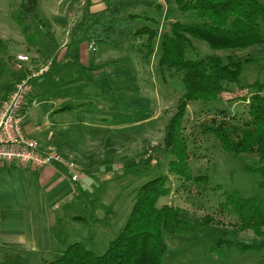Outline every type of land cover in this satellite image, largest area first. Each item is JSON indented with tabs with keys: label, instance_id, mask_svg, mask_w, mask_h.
<instances>
[{
	"label": "trees",
	"instance_id": "1",
	"mask_svg": "<svg viewBox=\"0 0 264 264\" xmlns=\"http://www.w3.org/2000/svg\"><path fill=\"white\" fill-rule=\"evenodd\" d=\"M183 12H194L199 18L194 22L174 21L163 34L151 26H141L137 13L130 8L147 6L162 8L157 0H105L99 10L85 8L82 20L71 32L72 44L82 36L94 44L123 47L133 41L147 37L143 46L151 56L153 40H157L158 65L166 78L179 75L184 92L176 105L174 114L165 127L161 151L171 156L169 172L185 182L207 181L205 175H194L190 168L192 153L189 137L185 133L184 121L192 101L203 103L225 99L224 91L234 84L245 93L229 100H244L246 114L234 121L229 116L213 120L205 130L213 132L223 149L234 157H241L246 171L257 173L264 188V85L259 81L241 83L242 62L232 53L264 44L259 21L264 22V2L261 0H175ZM40 15L39 0H21L18 20L25 34L30 36L31 21ZM148 19V18H147ZM149 20V19H148ZM46 31V26L43 25ZM50 35V30L46 31ZM81 35V36H80ZM195 40L206 42L213 50L225 52L224 56L208 54L203 57L189 52ZM223 111V110H222ZM159 148V147H158ZM152 155L134 163L149 165ZM7 165V164H5ZM133 166V165H131ZM168 175H158L148 180L139 189L135 204L123 230L111 240L107 251L96 255L81 243L71 244L65 252L46 264H163L168 252L166 237L180 234H206L210 239L209 252L236 251L264 252V198H243L230 195L227 205L231 206L239 222L228 227L217 225L211 215L196 218L182 208L163 204L160 198L169 195ZM99 204L108 211L103 217L94 213L89 220L93 223H108L111 210L103 199ZM244 229H251L255 236H241ZM257 264H264V260Z\"/></svg>",
	"mask_w": 264,
	"mask_h": 264
},
{
	"label": "crops",
	"instance_id": "2",
	"mask_svg": "<svg viewBox=\"0 0 264 264\" xmlns=\"http://www.w3.org/2000/svg\"><path fill=\"white\" fill-rule=\"evenodd\" d=\"M55 4L57 20L50 23V35L46 32L53 44L41 40L36 52H32V43L28 52H17L10 61L12 70L6 77L0 73V103L11 93L13 81L26 76L30 69L38 71L48 65L47 71L31 79L33 91L25 103L23 125L41 149L58 150L75 161L79 180L72 181L58 164L42 168L0 165L3 264H40L41 258L55 255V251L60 255L65 252L63 247H56L53 231L63 210L71 208V201L82 202L87 193L84 179L91 175L111 183L109 173L123 172L141 156L151 155L155 138L162 133L151 124L161 119L166 105L164 110L162 104L153 109L148 75L141 64L143 56L127 49L126 43L130 52L120 58L112 53L111 45L101 47L81 35L79 42L72 44L71 32L81 21L80 15L75 18L79 7L66 0ZM18 54L30 57L24 69L17 67ZM153 55L158 57L157 52ZM131 60L138 62L137 68ZM154 130L156 136L148 143ZM112 154L117 160H112ZM100 199L92 197L97 203Z\"/></svg>",
	"mask_w": 264,
	"mask_h": 264
},
{
	"label": "rangeland",
	"instance_id": "3",
	"mask_svg": "<svg viewBox=\"0 0 264 264\" xmlns=\"http://www.w3.org/2000/svg\"><path fill=\"white\" fill-rule=\"evenodd\" d=\"M56 1L39 0L41 12L38 18L31 21L29 36L25 34L17 17L21 0H0V73L4 77L7 76L11 67L10 61H13L17 52H28V44L32 43V52H36V48L40 47L41 40L42 42L46 41L49 46L53 44L52 38H49L46 31L47 29L50 30V23L57 20L54 16L55 12H53L54 7L57 5L55 4ZM66 1H72L74 6L79 7L75 18L81 17V20L85 8L89 7L91 10H96L99 6L105 7V0ZM157 1L162 5V8L137 6L130 8L129 12L141 15L138 17L139 24L157 28L160 34L169 29L174 21L194 22L199 20L194 12H183L177 8L175 0ZM261 1L264 2V0ZM259 23L264 36V22L260 20ZM42 24L46 26V31L41 28ZM146 38L143 37L140 41L134 43L133 41L128 42L127 49L140 53L144 58V62L141 64L143 65L142 69L145 66L148 75L147 82L150 83L149 88L153 96V109L158 104H162L164 110V105H166L161 119L156 125L151 124L153 127L162 130L160 137L155 138L157 143L152 147L151 155L153 158L155 157L154 161L148 166L137 164L126 167L123 172L109 173L111 183H104L99 178L97 181L93 179L94 177L88 175L83 181L86 184L84 187L87 197L86 195L82 197L80 203L72 204L73 201H71V208L63 210L62 216L59 217L60 221L53 231L56 247H63L62 249L66 250L71 244L77 242L83 244L85 248L96 255L104 254L111 240L123 230L135 204L138 189L148 180L161 174L169 177L168 187L170 193L159 199L158 206L169 204V206L182 207L196 218L211 215L216 225L220 222L228 227H233L239 222V218L232 212L231 206L226 204L230 195L243 198L254 196L264 198V188L260 185L261 177L257 173L246 171L243 159L226 152L220 139L213 132L205 130L206 126L210 125L215 119L221 120L231 116V119L237 121L242 115L246 114L247 104L244 100L232 101L228 99L246 92V90L234 84L229 86L228 91L222 93V95L225 93V99L222 101L210 103L192 101L185 117V133L189 137V150L192 153L191 171L194 175L207 176L208 180L185 182L169 172L168 167L171 156L161 151V145L164 142L165 127L175 112L180 96L184 92V86L179 75L166 78L161 72L158 65L160 52L157 53L158 57L156 58L155 55L147 57L148 49L143 46V43L147 42ZM157 41L158 39L153 40L154 54H156L159 46ZM194 42V47L189 50L194 56L204 58L208 54L220 56L225 54V52L217 49L213 50L204 41L195 40ZM92 45L94 46V44ZM97 45L102 47L104 44ZM110 47L113 49L112 53L120 58L125 57L127 52H130L126 50L125 46L111 45ZM228 51H235L232 55L235 58H240L242 62L241 83L246 85L259 81L264 85V44ZM131 61L137 68L138 62ZM21 78L11 83L10 92L14 90ZM156 132L154 130L151 133L148 143L152 138L154 139ZM141 151L142 149H139L140 154ZM139 153H136L135 156ZM115 155L112 154V160H117L114 157ZM146 157L143 155L137 160H143ZM92 197L105 199V203L111 210L110 214L107 213L109 217L107 224L90 222L91 213H94L97 217H103L108 211L101 206L102 204L97 203L95 200L92 201ZM84 203L87 207H83ZM240 234L247 238L255 236L251 229H244ZM166 241L168 252L164 256L163 264H257L264 260V252H209L211 242L208 235L203 233L168 235ZM54 254L41 258L39 263L46 264V260H53L60 255L58 251H55ZM1 260L3 259L0 258ZM0 264L3 263L0 262Z\"/></svg>",
	"mask_w": 264,
	"mask_h": 264
},
{
	"label": "built area",
	"instance_id": "4",
	"mask_svg": "<svg viewBox=\"0 0 264 264\" xmlns=\"http://www.w3.org/2000/svg\"><path fill=\"white\" fill-rule=\"evenodd\" d=\"M18 69H24L30 57L26 54L17 55ZM48 65L41 66L21 78L10 95L0 103V165L17 164L31 165L42 168L51 164L61 165L67 170L72 181L79 180V165L65 158L58 150H43L38 142L26 133L23 125L24 108L33 91V77L47 71Z\"/></svg>",
	"mask_w": 264,
	"mask_h": 264
}]
</instances>
